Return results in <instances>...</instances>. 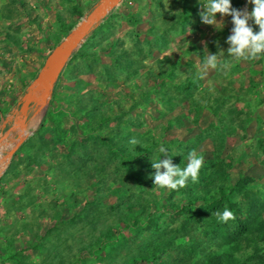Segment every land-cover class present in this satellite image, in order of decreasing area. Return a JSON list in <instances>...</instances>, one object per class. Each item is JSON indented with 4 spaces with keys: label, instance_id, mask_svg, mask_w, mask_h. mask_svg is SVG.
<instances>
[{
    "label": "rangeland",
    "instance_id": "1",
    "mask_svg": "<svg viewBox=\"0 0 264 264\" xmlns=\"http://www.w3.org/2000/svg\"><path fill=\"white\" fill-rule=\"evenodd\" d=\"M101 1L0 0V264H122L162 244L144 264H264V58L198 79L208 53L229 58L233 27L220 14L222 28L202 23L204 0H120L74 49L34 128L18 133L32 114L8 133L49 57ZM161 146L181 167L202 155L198 182L156 187ZM225 207L235 219L222 223ZM108 233L128 250L99 253Z\"/></svg>",
    "mask_w": 264,
    "mask_h": 264
},
{
    "label": "clouds",
    "instance_id": "2",
    "mask_svg": "<svg viewBox=\"0 0 264 264\" xmlns=\"http://www.w3.org/2000/svg\"><path fill=\"white\" fill-rule=\"evenodd\" d=\"M253 5L249 12L247 9L238 10L233 8L231 0H204L201 4V22L206 25H214L218 29L222 28V23L216 19L217 14L221 17L231 16L233 25L231 34L227 37L226 43L229 45L227 53L229 58H224L223 50L216 54L208 53L202 61L197 72L198 79H204L209 70L228 76L234 63L241 61H255L264 58V0H248ZM249 21H254L259 27L258 32H254ZM131 144L137 145L139 142L133 138ZM160 153L164 159L152 161V168L155 169L154 185L161 189L179 190L187 186L189 180L197 183L199 173L204 164V158L195 150L187 154V164L184 167L174 165L169 149L161 146ZM219 222L227 223L235 219V214L228 207L224 210L215 212Z\"/></svg>",
    "mask_w": 264,
    "mask_h": 264
},
{
    "label": "water",
    "instance_id": "3",
    "mask_svg": "<svg viewBox=\"0 0 264 264\" xmlns=\"http://www.w3.org/2000/svg\"><path fill=\"white\" fill-rule=\"evenodd\" d=\"M119 1L120 0H102L100 3H98L89 13L84 22L67 37V39L56 49V51H54L35 82L30 86L29 90L23 96L18 119L10 127L8 133L13 129H18L25 126L29 116V104L30 102L35 101L34 95L41 89L46 88L48 96L59 73L66 65L79 42L89 33L90 30L94 28V26L100 23L104 16ZM56 59H58V61L52 64V62Z\"/></svg>",
    "mask_w": 264,
    "mask_h": 264
},
{
    "label": "trees",
    "instance_id": "4",
    "mask_svg": "<svg viewBox=\"0 0 264 264\" xmlns=\"http://www.w3.org/2000/svg\"><path fill=\"white\" fill-rule=\"evenodd\" d=\"M243 4L241 3H238L237 5L235 3L232 2V6L233 8H236V9H240L241 6ZM137 62L134 61V59H130L125 65H123L121 62L119 61H116V66L118 68H130V67H133L134 68V65L136 64ZM134 72V71H133ZM29 117L33 114L32 113V110L29 111ZM237 188H239V186H237ZM146 219H148L147 221V224L148 226L150 225L151 223V220L149 219V217H147ZM132 224H136V225H140L141 224V221L138 220L137 218H134L132 220ZM109 235L107 236H104L103 235H98V240H99V253H102V252H107V254H109V252L113 249V254H116L115 253V250H119L120 253L122 254V252H124V250H128L127 248H125V245L124 243H127V237L125 236H121L120 238H115V237H112L111 233H108ZM163 246V249H159L158 251H155L151 254L145 252V249L142 248V247H137V249L134 251L133 253V257L131 259V261L129 263H122V264H144V263H148V262H151V260L154 258V257H158L160 255H162V251L165 250L164 248V244L161 245V247ZM89 250V249H88ZM89 252L91 253V251L89 250ZM118 252V251H117ZM126 254H128V251L126 252ZM99 255V254H98ZM101 255V254H100ZM100 257V256H99ZM82 263H85V261H81ZM113 263H109V264H117L116 261H112ZM230 262H226L221 260V259H216V262L214 264H229ZM231 263H234V261H232Z\"/></svg>",
    "mask_w": 264,
    "mask_h": 264
},
{
    "label": "bare ground",
    "instance_id": "5",
    "mask_svg": "<svg viewBox=\"0 0 264 264\" xmlns=\"http://www.w3.org/2000/svg\"><path fill=\"white\" fill-rule=\"evenodd\" d=\"M58 59L55 60V62H57ZM53 63V62H52ZM52 67V66H51ZM47 97V90L46 88L41 89L40 91H38L35 95H34V100L36 101V109L35 112L33 113L28 125L25 128H22L21 130H19V135L21 137H24L25 135H27L30 130L32 128H34V126L36 125V123L39 121L40 116H41V107L43 105L44 99Z\"/></svg>",
    "mask_w": 264,
    "mask_h": 264
},
{
    "label": "crops",
    "instance_id": "6",
    "mask_svg": "<svg viewBox=\"0 0 264 264\" xmlns=\"http://www.w3.org/2000/svg\"><path fill=\"white\" fill-rule=\"evenodd\" d=\"M241 9H253V5L246 0V2L241 6Z\"/></svg>",
    "mask_w": 264,
    "mask_h": 264
}]
</instances>
